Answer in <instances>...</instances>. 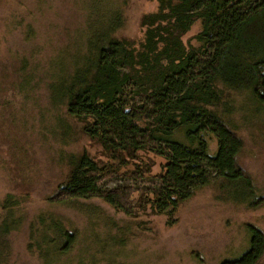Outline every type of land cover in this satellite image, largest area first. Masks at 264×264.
<instances>
[{
    "label": "trees",
    "instance_id": "trees-1",
    "mask_svg": "<svg viewBox=\"0 0 264 264\" xmlns=\"http://www.w3.org/2000/svg\"><path fill=\"white\" fill-rule=\"evenodd\" d=\"M157 1L141 19V41L115 35L124 19L113 12L62 70L58 103L106 159L70 154L59 200L101 198L127 216L150 209L174 224L183 202L217 184L219 198L256 209L264 196L239 163L244 140L231 117L239 93L248 92L264 111V0ZM197 21V44H187L183 37ZM149 154L165 161L154 176ZM121 174L149 184L102 188ZM14 205L10 197L5 207ZM54 223L58 235L47 242L68 254L77 233ZM6 225V233L16 227ZM248 230L249 249L223 264H258L264 257V232L251 224Z\"/></svg>",
    "mask_w": 264,
    "mask_h": 264
},
{
    "label": "rangeland",
    "instance_id": "rangeland-1",
    "mask_svg": "<svg viewBox=\"0 0 264 264\" xmlns=\"http://www.w3.org/2000/svg\"><path fill=\"white\" fill-rule=\"evenodd\" d=\"M157 6V0H0V264H223L249 249L248 225L264 232V202L252 209L219 198L217 184L183 202L174 224L150 209L127 216L101 198L59 200L70 154L106 159L58 103L62 70L113 12L124 19L115 35L141 41V19ZM201 28L197 21L184 42L197 44ZM235 105L231 118L244 140L239 163L264 196V111L248 92L237 94ZM216 150L210 138V152ZM148 157L152 175L160 173L164 159ZM118 176L102 188L149 184ZM10 197L12 208L5 207ZM54 222L77 233L68 254L47 242L58 235ZM6 224L16 227L6 233Z\"/></svg>",
    "mask_w": 264,
    "mask_h": 264
}]
</instances>
